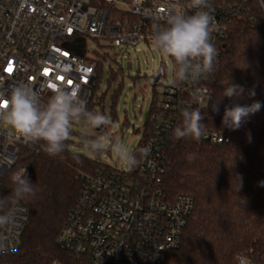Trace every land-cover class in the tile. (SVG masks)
Listing matches in <instances>:
<instances>
[{
    "label": "built area",
    "instance_id": "built-area-1",
    "mask_svg": "<svg viewBox=\"0 0 264 264\" xmlns=\"http://www.w3.org/2000/svg\"><path fill=\"white\" fill-rule=\"evenodd\" d=\"M188 2L0 0V97L7 98L11 87L20 83L31 84L43 99L56 87H76L88 106L101 60L82 53L81 38L108 41L134 51L142 43L151 46V36L158 26H166L169 10L194 13ZM251 2L209 0L211 7L207 10L216 22L212 42L217 58L229 38L231 24L249 14ZM161 69L163 80L166 72ZM201 82L165 86L159 111L152 116L155 135L144 147L150 151L142 155L138 168L124 172L103 166L96 174H80L82 185L76 207L58 238L60 248L79 264H162L166 252L180 247L194 200L187 195L170 199L161 188L160 175L165 168L162 141L175 120L172 111L180 95L194 97L193 91L200 88L207 89L211 97ZM208 101L205 97L197 103L194 97L193 104L203 107ZM205 138L217 143L228 141L215 133ZM29 143L0 124V177L15 167L20 148H30ZM28 223L29 211L21 206L15 226L0 229V253L12 254L20 249Z\"/></svg>",
    "mask_w": 264,
    "mask_h": 264
},
{
    "label": "trees",
    "instance_id": "trees-1",
    "mask_svg": "<svg viewBox=\"0 0 264 264\" xmlns=\"http://www.w3.org/2000/svg\"><path fill=\"white\" fill-rule=\"evenodd\" d=\"M264 0H252L249 14L235 20L229 38L220 47L215 70L201 85L208 87L211 100L203 107L193 104L194 97L180 95L172 111L175 120L162 141L165 168L160 185L166 196L187 195L194 200V211L186 225L178 249L165 253L162 264H264ZM107 60V55L102 57ZM115 61V60H113ZM116 62V61H115ZM120 72V70H118ZM118 72V73H119ZM118 73H111L116 79ZM103 74L102 63L96 70V83L87 106L94 111L93 96ZM242 86L239 96L222 97L229 83ZM123 85V83H122ZM254 93V95L252 94ZM103 99L97 100L100 104ZM219 101V111L212 105ZM260 102L259 111L243 118L238 128L222 124L225 107L249 106ZM154 89L152 103L135 150L139 163L144 148L155 135L152 116L160 108ZM199 108L206 134L228 139L217 143L205 137L175 139L173 130L181 123L184 108ZM114 111V105L112 106ZM115 114V112H113ZM74 131H72V135ZM36 148L21 147L19 161L11 170L26 166L39 191L22 202L29 211V223L15 253H0V264H79L58 244L60 232L76 207L82 181L80 174H96L104 165L71 151L72 140L57 157ZM194 156L189 160V156ZM134 168V169H135ZM10 172L0 177V197L8 196L12 185Z\"/></svg>",
    "mask_w": 264,
    "mask_h": 264
},
{
    "label": "clouds",
    "instance_id": "clouds-1",
    "mask_svg": "<svg viewBox=\"0 0 264 264\" xmlns=\"http://www.w3.org/2000/svg\"><path fill=\"white\" fill-rule=\"evenodd\" d=\"M187 7L194 9V13L186 15L172 8L166 13V26H158L151 36L154 48L172 61L169 68L175 85L207 80L215 70L217 59V49L212 42L216 22L207 10L211 7L209 0H189ZM243 91L242 86L229 81L222 97L239 96ZM192 94L197 103L205 97L211 100L207 89L197 88ZM218 103H213V111H219ZM261 107L258 101L249 106L225 107L222 124L238 128L243 118ZM180 115L181 123L173 130L175 139L190 137L199 141L205 137L204 116L199 108L186 107ZM78 121H83L82 135L89 152L111 151L129 171L138 165L135 150L107 134L112 121L103 113L89 110L79 88L56 87L47 99H43L31 84L20 83L11 87L7 98L0 97V124L10 127L26 142H42L43 151L51 157L60 156L66 150L73 124ZM92 132L96 134L90 135ZM149 151L148 148L140 149L145 156ZM193 158L189 156V160ZM8 179L12 189L8 196L0 197V229L14 227L22 202L32 199L39 191L26 166L11 171Z\"/></svg>",
    "mask_w": 264,
    "mask_h": 264
},
{
    "label": "rangeland",
    "instance_id": "rangeland-1",
    "mask_svg": "<svg viewBox=\"0 0 264 264\" xmlns=\"http://www.w3.org/2000/svg\"><path fill=\"white\" fill-rule=\"evenodd\" d=\"M81 43L82 53L89 59H100L103 66L99 88L93 96L94 111L107 115L112 121V126L107 129L108 135L114 140H122L136 150L142 141V134L139 131L145 125L154 89L161 100L165 86L172 84L169 68L171 59L162 55L153 45L147 46L145 43L138 45L135 51L127 50L119 44L103 40L96 41L89 37L81 38ZM104 55H107L106 61L102 59ZM161 68H164L166 72V78L163 80L159 74ZM112 72H119L116 79H111ZM100 98L103 101L97 104ZM82 128L83 121L74 122L72 128L74 135L71 136L70 147L73 153L98 159L104 165L120 171H129L111 151L106 150L99 154L89 152L85 147L86 138L82 135ZM95 134V132L90 133V135Z\"/></svg>",
    "mask_w": 264,
    "mask_h": 264
},
{
    "label": "water",
    "instance_id": "water-1",
    "mask_svg": "<svg viewBox=\"0 0 264 264\" xmlns=\"http://www.w3.org/2000/svg\"><path fill=\"white\" fill-rule=\"evenodd\" d=\"M155 82H157V78H155ZM29 147H30L31 149H35V148H36V144L33 143V142H31V143H29Z\"/></svg>",
    "mask_w": 264,
    "mask_h": 264
}]
</instances>
